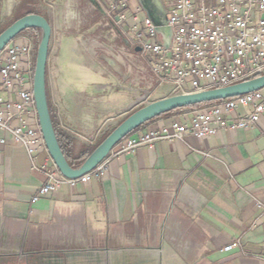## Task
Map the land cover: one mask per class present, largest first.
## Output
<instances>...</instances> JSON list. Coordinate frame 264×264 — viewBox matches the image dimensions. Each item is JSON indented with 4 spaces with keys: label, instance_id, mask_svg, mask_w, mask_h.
<instances>
[{
    "label": "crops",
    "instance_id": "0c3cea01",
    "mask_svg": "<svg viewBox=\"0 0 264 264\" xmlns=\"http://www.w3.org/2000/svg\"><path fill=\"white\" fill-rule=\"evenodd\" d=\"M18 2L0 0V18L31 12L17 13ZM60 2L52 15L32 12L51 25L48 107L58 132L70 138V155L78 166L89 154L79 153L82 147L101 141L150 82L136 85L132 69L115 72L116 84L131 94L115 105L98 78L61 71L66 56L80 64L86 57L96 61L87 47L103 44L106 22L91 0ZM72 11L78 13L75 20H69ZM53 63L57 70L50 79ZM160 87L153 99L175 94L170 89L155 97ZM192 108L162 113L136 128L189 120ZM249 109L239 107L236 113ZM0 137L5 139L0 142V256L89 251L139 259L128 264H264V111L254 126L223 128L202 138L161 139L127 153H116L118 142L105 157L104 174L74 185L64 182L34 202L30 198L45 175L31 169L25 148L8 132L0 130ZM49 156L38 151L34 162L53 165ZM233 241L238 243L232 249L220 250Z\"/></svg>",
    "mask_w": 264,
    "mask_h": 264
},
{
    "label": "built area",
    "instance_id": "2783aa9c",
    "mask_svg": "<svg viewBox=\"0 0 264 264\" xmlns=\"http://www.w3.org/2000/svg\"><path fill=\"white\" fill-rule=\"evenodd\" d=\"M131 1L97 0L132 46H140L149 66L152 83L131 103L132 108L151 101L148 99L163 84H170L174 93H187L264 73V0H164L167 25L171 29L168 46L163 44L162 36L138 3L135 15L128 16ZM139 23L144 27L139 29ZM36 43L35 34L20 32L0 50V130L8 132L15 143L25 148L31 169L45 175L31 202L64 182L74 185L77 181H87L92 174H104L107 162L104 158L77 177L63 175L55 163L34 162L35 153L48 151L33 93ZM239 107L250 109L238 114ZM129 111L126 107L121 113ZM263 111L264 87L201 102L193 106L189 120L174 119L170 124L133 129L118 141L116 153L136 151L143 144L152 145L161 139L202 138L223 128L251 127ZM4 141L0 137V142ZM201 153L209 155L208 151ZM237 243L223 245L220 250L228 251Z\"/></svg>",
    "mask_w": 264,
    "mask_h": 264
},
{
    "label": "water",
    "instance_id": "95a60500",
    "mask_svg": "<svg viewBox=\"0 0 264 264\" xmlns=\"http://www.w3.org/2000/svg\"><path fill=\"white\" fill-rule=\"evenodd\" d=\"M102 12L97 0H91ZM145 14L151 19L156 31L162 36L163 44L169 45L171 29L167 25V8L164 0H136ZM117 19V16L115 17ZM113 22V21H112ZM41 30V36L36 49L35 67L33 74V93L38 113L40 128L46 143L47 150L60 172L67 177H77L94 168L100 163L114 147L130 131L148 121L149 119L168 111L186 107L201 102L212 101L219 98L242 94L257 88L264 87V73L225 86L213 87L201 91L175 93L172 95L153 99L131 110L82 160L78 166H72L65 157L59 145L48 107L46 93V64L48 56L51 25L42 14L29 12L16 19L0 31V50L18 33L28 29ZM112 28L115 26L112 24ZM127 27L124 26V29ZM116 29V28H115ZM140 46L134 47L139 51ZM111 66L115 65L113 58L102 54Z\"/></svg>",
    "mask_w": 264,
    "mask_h": 264
},
{
    "label": "rangeland",
    "instance_id": "374dc122",
    "mask_svg": "<svg viewBox=\"0 0 264 264\" xmlns=\"http://www.w3.org/2000/svg\"><path fill=\"white\" fill-rule=\"evenodd\" d=\"M60 1L61 0H56L57 3L54 4L53 2H55V0H19L15 9L17 10V13L32 9L42 11L47 15H52L53 12L59 11L62 7ZM137 3L136 0L131 1L128 9V16L135 15V6ZM14 14L16 13L12 12L8 16L0 18V31L15 19ZM103 15L106 22V25L104 26L106 29H104V32L101 35L103 44L87 47V49L92 51L93 57L96 61L87 59L88 57H86V59L80 64L79 61H72L69 56H66V59L59 63L60 70L67 74V76L76 73L82 75L87 80H90V78H98L97 80H101L105 83V94L107 98L113 101L115 105L124 104L130 98L131 94L128 90L121 88L116 84L114 78L115 72L124 74L126 71L132 69L133 76L136 78L135 84L140 86H143L146 79L152 83L150 77L151 74L145 55L135 52L128 36L122 33L119 27L112 22L105 13H103ZM112 24L116 29L112 28ZM138 26V28L141 29L144 27V24L139 23ZM17 36L18 34L15 38ZM40 36L41 30L37 29V45ZM102 54L113 58L115 65L111 66L108 64L103 56H101ZM54 70H57L55 63L50 66V79L52 77L51 73ZM147 89L148 88H146L144 92H146ZM170 89V84H163L158 89L155 97ZM152 99L151 96L148 100ZM129 112L123 114L120 118L123 119ZM138 260L139 259L135 258V256L131 257L130 255L126 258L125 255L122 254L110 255L89 251H42L40 253L21 254L14 257L0 256V264H128V262H136Z\"/></svg>",
    "mask_w": 264,
    "mask_h": 264
},
{
    "label": "trees",
    "instance_id": "16d2710c",
    "mask_svg": "<svg viewBox=\"0 0 264 264\" xmlns=\"http://www.w3.org/2000/svg\"><path fill=\"white\" fill-rule=\"evenodd\" d=\"M33 10H31L32 12ZM31 29H37V28H28L26 30H31ZM196 105V104H194ZM194 105H190V106H194ZM51 115V114H50ZM51 119H52V124H53V127H54V130H55V133H56V136H57V139H58V142H59V145L61 147V150L63 151L65 157L67 158V160L69 161V163L72 165V166H75V162L72 160L71 158V155L70 153H73L72 152V149L69 148V144L71 143V140H69L70 138L67 137L66 139H63L62 135L58 132L57 128H56V125L53 121V118L51 116ZM68 140V141H67ZM100 141H98L97 143H95L94 145H85L82 147V149L80 150L79 153H90L98 144H99ZM81 162V161H80Z\"/></svg>",
    "mask_w": 264,
    "mask_h": 264
},
{
    "label": "clouds",
    "instance_id": "9594fccd",
    "mask_svg": "<svg viewBox=\"0 0 264 264\" xmlns=\"http://www.w3.org/2000/svg\"><path fill=\"white\" fill-rule=\"evenodd\" d=\"M78 13H76L75 11H72L69 15V20H75L77 19Z\"/></svg>",
    "mask_w": 264,
    "mask_h": 264
}]
</instances>
